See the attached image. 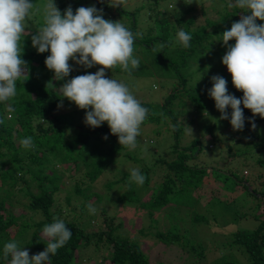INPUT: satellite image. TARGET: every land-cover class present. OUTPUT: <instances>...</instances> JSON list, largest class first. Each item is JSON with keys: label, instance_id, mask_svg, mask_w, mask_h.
I'll list each match as a JSON object with an SVG mask.
<instances>
[{"label": "trees", "instance_id": "16d2710c", "mask_svg": "<svg viewBox=\"0 0 264 264\" xmlns=\"http://www.w3.org/2000/svg\"><path fill=\"white\" fill-rule=\"evenodd\" d=\"M161 1L155 0V3L150 5L151 11L148 15L150 20L141 19L139 22V13L144 6L111 7L109 0H55L62 13L69 6L72 7L74 13L81 6H95L97 9H103L104 19L113 22L120 21L133 34H140L135 37L134 43V56L140 61L139 68L133 70L130 75L120 67L106 69L108 78H117L118 81L123 80V83L129 85L142 78L154 77L159 82L170 80L171 82L177 81L181 85V88L172 85L171 93L162 101L163 103L154 102L148 105L141 103L152 112L147 117L149 121L163 123L165 116H169L173 122L168 130L170 135L166 132L164 134L174 137L175 142L169 147L173 148L172 153L176 155V158L169 161L161 156L150 166L155 172L157 163L164 164V168L168 169L164 180L154 185L149 199L142 202L139 194L140 188L149 189L151 177L148 169L141 170L140 172L146 177L144 184L140 186L129 182L126 192L120 194L116 200L140 203L142 207L152 211H159L173 204L195 206L203 196H196V189H201L204 185H217L225 181L223 178L227 179L229 176L235 178L236 176L237 186L241 188L233 192L242 194L247 192L256 202L254 216L249 217L248 213L241 214L247 217L244 219H250L253 222L254 228L252 231L238 230L239 225L243 223V218L235 214L236 217L234 215L232 219L234 223L230 228L231 232L225 233L226 243L231 250L246 253L249 257L248 264H264V187L258 189L254 182L256 178H263L262 173L259 174L258 170L252 180L250 178L252 175H244L243 187H247L244 192L242 183L234 172L239 171L238 167L228 169L227 172L230 175H227L219 171L222 168L217 164L190 163V160L201 156L204 147L203 140L196 136L193 141L182 145L184 127L177 121L178 116L186 112L194 113L195 116L196 113L206 111L207 114L202 115L204 119H207L208 115L219 118L217 116L219 110L215 107V101L208 94V90L213 86V76L220 75L225 78L228 82L229 94L242 99L243 92L235 88L227 66L222 63L227 46L219 40L225 30H230L232 24L239 21L241 10L228 7V4L234 0H226L221 10L207 6L203 1L200 5L193 7L190 5L192 0H178L175 9H159ZM169 1L175 2V0ZM46 2L47 0H33L38 7ZM212 11L217 14L216 18L210 17ZM189 13L192 14L189 15ZM146 21L149 22L147 27L141 30V26ZM257 23L264 24V21L258 20ZM42 25V10L26 21V29L30 28V32L26 31L22 37L21 48L23 49L22 58L28 63V75L17 81L15 98L9 102H0V120L3 121L0 123V264H9V261L3 258L4 245L9 241L19 242L21 247L32 254L33 250L36 254L44 251L48 240L42 235V229L46 224L53 222L54 217L65 222L72 231V236L65 246L58 249L55 255H51L49 264H83L80 261V252L92 244H100L106 249L99 264H164L163 262H152L135 238L115 234L117 227L113 224L114 219L109 217L105 208H102L99 214L103 221L109 223V231H87L89 226L96 225L93 222L96 219L93 218V213L88 208L89 199L96 196L98 200H102L105 196L93 191L90 184L83 187L84 180H77L74 186L68 188L65 179L66 172L61 169V166L74 173L84 169L86 176L94 182L104 175L105 170L116 159V155L128 148L121 146L118 136L111 133L106 122L98 128L88 126L86 130L83 129L84 124L81 120L85 121L86 110L78 108L74 102L63 98L60 87L67 80L78 75L94 74L101 66L85 68L76 64L75 61H70L73 67L70 75L65 80H55L54 71L49 70L45 64L46 57L51 54L50 50L43 54L38 53L31 42V35L35 34ZM180 30L192 36L190 47L185 48L177 41L176 36ZM161 44L164 47L161 48ZM234 44L235 40L229 41V45ZM185 96L188 99H184ZM175 104L182 107V111L174 109ZM241 107L243 108V104ZM228 109L231 110L230 107ZM243 111L245 141L248 149L252 147L257 150L258 157L256 158L255 154L243 155L244 148H239L236 154L231 155H234V158L240 155L246 156L245 161L255 162L256 167H263L264 133H260V128L264 123V118L258 115L254 117L249 109L243 108ZM252 120L256 124L255 128L250 123ZM194 122L195 119L192 120V124ZM215 126L216 124L214 128ZM157 133L160 135L162 131ZM28 136L33 138L34 147L26 149L22 147L21 140ZM138 140L142 142V137L139 136ZM228 148L229 151L233 149L232 146ZM126 155L131 156L133 160L136 158L128 151ZM243 166L248 165L243 164ZM128 179H130V174H125L121 181L125 183ZM116 183L118 181H112L108 186L112 187ZM33 185L37 191L32 189ZM64 188L67 191L65 198L67 208L73 201L82 200L79 207L72 210V215L77 214L78 210L79 216L71 221L67 219L70 211L65 209L66 207L53 210L57 195L65 190ZM220 188L226 190V184L223 182ZM250 188L251 190H248ZM19 192L28 196L29 202L24 205L33 213L30 219L25 218V214L16 215L11 209L12 200ZM257 210H259L258 213ZM95 213L97 214L98 211ZM178 216L177 208L168 214L170 220ZM193 218V222L198 224L208 221L205 215L194 214ZM179 231L180 227L174 225L169 233L159 232L157 235L166 244L178 243L183 237ZM189 241L185 243L195 250L196 254L203 256V250H196V244L189 243ZM219 254L220 256L213 264H242L233 253L227 255L219 252Z\"/></svg>", "mask_w": 264, "mask_h": 264}, {"label": "clouds", "instance_id": "9594fccd", "mask_svg": "<svg viewBox=\"0 0 264 264\" xmlns=\"http://www.w3.org/2000/svg\"><path fill=\"white\" fill-rule=\"evenodd\" d=\"M124 3L125 0H109L111 7ZM228 7L238 8L241 12L239 21L220 35L219 40L227 46L222 63L227 66L232 83L243 92V97L229 94L228 82L220 75L212 77L213 86L208 94L214 99L221 119H229L227 109H232L231 126L242 131L245 128L243 108L251 110L254 117L264 118V24L257 23L258 20L264 21V0H234ZM41 10L43 25L31 35V42L38 53L50 50L45 64L54 71L55 80H65L70 75L73 71L70 61L85 68L101 66L94 74L78 75L63 83L60 87L63 98L86 110V125L98 128L106 122L111 133L118 136L121 146L134 150L148 109L125 83L108 78L105 70L120 67L130 75L139 68L140 61L134 56V43L140 34H133L120 21L104 19L103 9L95 6H81L75 13L69 6L62 13L55 0H47L42 8L33 0H0V102L15 98L17 81L28 75V63L22 58L21 40L26 33V21ZM176 39L188 48L192 36L180 30ZM232 40L235 44L229 45ZM250 123L256 127L254 120ZM21 145L26 149L33 148V138L25 137ZM145 179L139 169L131 170V182L142 186ZM88 208L91 213L96 212L91 204ZM42 235L48 240L44 251L30 257L29 251L13 240L4 245L3 258L9 264H49L51 255L71 239L72 231L62 219L54 217L53 222L43 227Z\"/></svg>", "mask_w": 264, "mask_h": 264}, {"label": "rangeland", "instance_id": "374dc122", "mask_svg": "<svg viewBox=\"0 0 264 264\" xmlns=\"http://www.w3.org/2000/svg\"><path fill=\"white\" fill-rule=\"evenodd\" d=\"M192 1L190 5H193V7L198 6V4L200 5V2L203 1L207 6H213L221 10L226 0ZM177 2L178 0H175L174 3H171L169 0H162L159 9H175V5H178L176 4ZM154 3L155 0H125L124 5L132 8L144 6L139 13L140 22L141 19L150 20L148 18L151 11L149 7ZM40 7L42 8V6ZM191 14L192 13H189V15ZM210 17L216 18L217 14L212 11ZM148 23L149 22L146 21L141 26V30L145 29ZM26 31L30 32V28H27ZM153 78L154 77L138 78L139 80H137V82L127 85L136 98L145 105L154 102L163 103L162 101L171 93L170 87L172 85L181 88V85H179L177 81L171 82L170 80H164L165 82H159L158 79ZM120 82H123V80H120ZM183 98L188 99L186 96ZM174 109L182 111V107H178L177 104H175ZM184 109L185 108H183V110ZM150 111L151 110L148 109V115L152 113ZM227 111L229 113V119H221L220 111L217 114L219 118L208 115V118L204 119L202 115H204V113L207 114L206 111L199 112V114L196 113L195 116L194 113L192 114L191 112L179 115L177 121L184 127L181 144L184 145L189 143L193 141L196 136H199L203 140V151L199 158L190 160V163L197 165L217 164L218 167L222 168L219 171L227 175H230V173L227 172L228 169L238 167L239 171L235 170L234 172L238 175L244 192H246L247 189L246 186L243 187L245 183L244 175H252V177H250L252 180L259 170L258 173H262L263 178H256L254 182L256 187L261 189L264 187V166L256 167L257 165L255 162L245 161L246 156L243 157V155L255 154L257 158V150H254L252 147L248 149L245 141L246 137L244 136L245 131H236L232 128L230 123L232 109H227ZM164 119L165 122L163 123H155L146 119L141 127L140 137H142V142H139L138 136L137 147L134 150L124 149L120 154L116 155L114 162L105 170L104 175L97 181L91 182L90 178L86 176L84 169H82L81 172L74 173L73 171L69 172V169L61 166V169L66 172L65 179L67 181V187L70 188L74 186L77 180H84L85 185H82L83 187L90 184L93 191L105 196L102 200H98L96 196H93L89 199L88 204H91L96 209V212L98 211L97 214H99L102 208H105L109 217H113L114 219L113 224L117 227L115 234L138 240L142 249L152 262H163L164 264H213L217 257L220 256L219 252H222L227 255L233 253L242 264H248L249 257L247 254L240 250H231L226 243L225 236V233L231 232L230 228L233 225L232 223H234L232 219L235 214L239 215V218H243V223L239 225L238 230L252 231L254 228L253 222L250 219H244L247 217H243L241 214L248 213L249 217L254 216L256 213V202H254L253 197L247 194V192L245 194L233 192L239 191L241 188L237 186L238 183L235 180L236 176L235 178L230 176L227 179L223 178V180H225L223 182L226 184V190L220 188V184H223V182H219L217 185H204L201 189H196L195 195L203 196L195 206H176L173 204L165 206L159 211H152L151 209L149 210L142 207L140 203L127 200L119 202L116 200L120 194L125 193L128 189L129 182H131L130 179L125 183H123L121 179L125 174H130L132 169H139L140 171L148 169L151 177V182L148 186L149 189L144 190L143 187L140 188L139 194L142 202L149 199L154 185L164 180V176L168 172V169L164 168V164L157 163L155 172L154 169L150 167L161 156L169 161L176 158V155L172 153L173 148L169 147L173 145L175 139L174 137H169L164 134L166 132L170 135L168 130L171 128L173 122H171L169 116H165ZM194 119L195 122L192 124V120ZM81 122L84 124L83 129L86 130L88 125H86L83 120H81ZM214 124H216L215 128ZM158 131H162V134L158 135ZM260 133H264V123L260 128ZM236 139H239V141H236ZM164 144H167V146H164ZM229 146L233 147L230 151L228 148ZM239 148H244V153L240 155V157L234 158V155L231 154H234ZM126 151L136 158L133 160L131 156H127ZM243 164H247L248 166H243ZM75 175H77V179ZM112 181H118V183L109 187L108 184ZM32 189L37 191L34 185ZM248 190H251V188ZM15 192L16 190L14 193ZM57 196L58 198L53 206V210H60L61 207H66L65 209H69L70 211L67 219L70 221L76 219L79 216V211L77 210V214L72 215V210L77 209L82 200L73 201L67 208V203L65 201L67 196L66 189L60 191ZM28 202V196L19 192L12 200L11 209L16 215L21 216L25 214V218L30 219L33 213L24 205ZM175 208L178 209L179 216L176 219L170 220L168 214L173 212ZM65 209L63 211H65ZM258 211L259 210H257V213ZM97 214H93V218L96 219L93 222H95L96 225L94 227L89 226L87 231L108 232L109 223L103 221L100 218L102 217L100 214L97 217ZM194 214L205 215L208 221L199 223L200 225L194 223ZM174 225L180 227L179 233L183 237L178 243L166 244L161 241L157 233H169ZM187 240H190L189 243L196 244V250L201 251L202 249L203 256L196 254L195 250L191 249L189 245L185 243ZM99 245L92 244L89 247L86 246L84 250L80 252V261L83 264H99L102 255L106 252L105 247ZM35 254V250H33V254L29 252L30 257Z\"/></svg>", "mask_w": 264, "mask_h": 264}, {"label": "built area", "instance_id": "2783aa9c", "mask_svg": "<svg viewBox=\"0 0 264 264\" xmlns=\"http://www.w3.org/2000/svg\"><path fill=\"white\" fill-rule=\"evenodd\" d=\"M247 173V172H246Z\"/></svg>", "mask_w": 264, "mask_h": 264}]
</instances>
